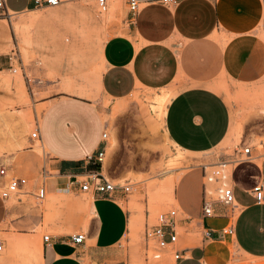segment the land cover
<instances>
[{
    "label": "crops",
    "instance_id": "obj_1",
    "mask_svg": "<svg viewBox=\"0 0 264 264\" xmlns=\"http://www.w3.org/2000/svg\"><path fill=\"white\" fill-rule=\"evenodd\" d=\"M141 3L135 19L128 20L126 14L121 26L114 25L119 34L109 37L102 46L101 93L116 101L131 96L137 89L168 88L174 92L164 118L168 138L188 154L212 151L229 136L239 108L228 101L217 84L222 79L228 82L232 98L242 91L254 98L264 88V42L257 33L264 14L263 3L261 0H176L172 5L162 0H141ZM4 5L8 13L34 11L26 0H4ZM1 34L0 42L8 38L7 30ZM10 65L0 55V69L7 70ZM41 103L49 104L40 114L39 142L42 151L47 152L49 170L53 173L45 169L50 178V183L46 181L47 194L61 193L67 202L80 204L84 202L82 195H89L80 191V178L101 170L99 164L88 160L103 145L98 110L91 103L66 97ZM32 152L40 154L35 148ZM231 179L240 211L228 236L224 232L229 224L226 209L217 205L216 217H204L202 190L196 174L185 173L181 177L174 195L189 215L183 218L190 221L181 220L179 225L188 226L195 219L202 233L198 245L178 248L181 259L174 264H228L233 245L249 257L264 258V204H256L249 194L264 179V162L240 163L233 169ZM5 181L0 178V186ZM90 194L92 210L73 214L74 220L66 224L79 227L87 214L83 225L85 241L76 246L70 243L74 234L52 235L50 243L43 245V264H126L120 244L127 231L128 213L118 202L121 195L109 200ZM2 201L0 224L8 214ZM9 209L13 212L14 206ZM38 213L31 210L28 216L14 219L13 224L21 229L36 226L43 220Z\"/></svg>",
    "mask_w": 264,
    "mask_h": 264
},
{
    "label": "rangeland",
    "instance_id": "obj_2",
    "mask_svg": "<svg viewBox=\"0 0 264 264\" xmlns=\"http://www.w3.org/2000/svg\"><path fill=\"white\" fill-rule=\"evenodd\" d=\"M115 3L119 4L117 12L112 10ZM126 14L120 0H113L105 14L98 13L93 0L67 2L23 14L9 13V16L0 12V34L7 30L8 36L0 42V55L8 61L10 58L15 70L0 69V157L10 166V173L28 180L26 190L35 193L42 182V170L47 169L53 175L47 152H32L39 142L30 136L36 125L41 124V112L49 105L41 102L66 97L91 103L98 110L101 131L108 133L101 171L110 182L130 186L129 194L118 198L128 213L127 231L120 244L124 261L174 264L171 250L159 252L152 243L146 245V225L153 224L159 213L170 209H176L179 218L189 216L174 195L176 183L185 173H195L202 190L204 169L210 171L208 167L234 161L235 150L250 147L252 159L246 162L258 165L264 162V115L259 114L264 110V88L254 95L255 99L244 91L232 98L229 83L222 79L217 84L218 90L239 107L229 136L207 153H186L168 138L164 128L173 91L137 89L131 96L116 101L106 99L101 93L102 46L109 37L119 34L114 25L121 26ZM262 21L257 33L264 42ZM145 95L167 96L159 116L152 110L154 101L147 100ZM239 164L226 166L228 173L232 175L231 165ZM82 197L84 202L77 205L67 202L61 193H48L42 202L23 196L19 201L14 197L2 201L8 214L0 224V264H43L39 250H43L44 235L85 234L87 214L79 227L66 225L74 220L73 214L92 210V195ZM12 206L13 212L9 209ZM31 210L43 216L40 223L25 229L13 224L14 219L28 216ZM201 233L195 219L188 226H180L176 248L198 245ZM15 239H21L23 245L15 247ZM158 254L160 257L155 258ZM228 264H264V258L249 257L233 245Z\"/></svg>",
    "mask_w": 264,
    "mask_h": 264
},
{
    "label": "built area",
    "instance_id": "obj_3",
    "mask_svg": "<svg viewBox=\"0 0 264 264\" xmlns=\"http://www.w3.org/2000/svg\"><path fill=\"white\" fill-rule=\"evenodd\" d=\"M32 4L34 10H40L44 8L58 7L67 2L81 1V0H26ZM96 9L99 14H105L108 12L113 0H93ZM123 2L127 9L128 20L132 21L138 15L141 10V0H120ZM166 5H172L176 3V0H162ZM264 8V0H261ZM0 12L7 14L8 11L5 8L4 0H0ZM264 17V14H263ZM263 19V18H262ZM264 28V19L262 21ZM9 61L11 59L9 58ZM10 71L15 72L11 65ZM32 140L40 142V127L36 125L34 132L31 134ZM102 147L94 155L89 156L88 160L93 161L101 166L106 153L105 146L108 143V133L102 132L101 134ZM263 146V145H261ZM252 159V151L250 147H244L242 150H235V160L232 162L220 163L211 167L210 171L206 168L203 171V179L205 182L202 184V214L204 217H216L215 207L220 205L226 209V218L229 220L228 227L224 232L231 233L232 222L235 216L239 213L240 207L235 201L234 197V185L232 183L231 175L228 173L226 166L230 163H242ZM11 168L6 164L5 160L0 157V178H4L5 183L0 186V199L8 201L12 197L16 200H21L19 197H31L42 202L47 196L46 181L47 171L45 169L41 172L42 182L36 187V192L27 191L28 180L23 176H16L10 173ZM79 189L82 193H94L96 196L106 198L109 200H115L117 195L126 196L130 192V186L128 184L118 185L110 182L99 170L90 175L86 180L80 181ZM249 194L252 196L256 204H264V179L254 185ZM181 220L190 221V218H179L178 211L176 209H170L166 212L159 213L155 222L151 225H146L144 231V240L146 245L152 243L156 250L159 252H165L171 250L174 255V260L181 259L180 252L176 245L178 243V230L180 228L179 222ZM86 234L76 233L70 236V243L73 245H80L85 241ZM51 241V235H44L42 237L43 245H48ZM2 251V245L0 244V252ZM159 254L155 255V258H159Z\"/></svg>",
    "mask_w": 264,
    "mask_h": 264
},
{
    "label": "bare ground",
    "instance_id": "obj_4",
    "mask_svg": "<svg viewBox=\"0 0 264 264\" xmlns=\"http://www.w3.org/2000/svg\"><path fill=\"white\" fill-rule=\"evenodd\" d=\"M118 5L119 4H113V6H112V10L113 11H116L119 7H118ZM148 92V91H147ZM144 97V96H143ZM145 98L147 99V100H151V101H154V103L152 104V110H154V112L157 114V116H159L162 112H163V109H164V106L166 105V99H167V96L166 95H162V96H160V95H156L155 97L154 96H152V95H145ZM150 104V103H149ZM147 110V109H146ZM151 110V111H152ZM153 112V111H152ZM262 115H264V110H262ZM156 116V117H157ZM39 127H40V125H39ZM238 130V129H237ZM39 142V141H38ZM36 150L38 151V152H40V153H43V151H42V148H41V146H40V143H38L37 144V146H36ZM173 160V159H172ZM174 161V160H173ZM170 163H173V162H171V161H169ZM175 162V161H174ZM175 165V164H174ZM176 166V165H175ZM212 167V166H211ZM211 167H208V168H211ZM231 167H232V169L233 168H235V165H231ZM207 169V168H206ZM178 183V182H177ZM176 183V184H177ZM53 184V183H52ZM52 186V185H51ZM169 184H168V189H169ZM166 187V186H165ZM171 187V186H170ZM173 187H175V186H173ZM58 189V188H57ZM171 189V188H170ZM172 191V190H171ZM172 194L173 193H171V196H172ZM21 239L19 240V239H15V241H14V246L15 247H17V248H19V246L21 245ZM25 244V243H24ZM22 245H23V243H22ZM14 247V248H15ZM42 249L41 250H39V253H40V256H42Z\"/></svg>",
    "mask_w": 264,
    "mask_h": 264
}]
</instances>
